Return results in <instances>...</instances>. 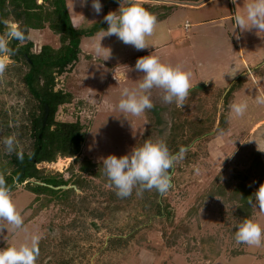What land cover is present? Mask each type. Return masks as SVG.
<instances>
[{
    "label": "rangeland",
    "instance_id": "rangeland-1",
    "mask_svg": "<svg viewBox=\"0 0 264 264\" xmlns=\"http://www.w3.org/2000/svg\"><path fill=\"white\" fill-rule=\"evenodd\" d=\"M66 1L74 26L91 35L83 38L75 67L58 78L57 88L71 92L73 101L60 106L57 119L80 121L87 135L73 171L67 169L72 158H60L54 163L39 164V167L46 172H63L65 178L76 179L82 164H94L92 171L81 177L86 180L85 193L93 213L77 208L83 204L79 189L78 196L70 195L80 202L74 210L55 200L47 205V199L58 196L44 194L39 197L20 185L12 192V197L24 218V229L13 230L9 225L8 230L0 233V248L19 245L32 234H39L41 240L58 244V252L63 249L60 245L63 237L68 238V249L71 248L70 254L74 257L72 264H264V244L259 247L246 244L244 252L234 256L227 251L233 245L227 244L219 251L222 254L215 257L217 248L211 241L205 242V239L215 240V235L211 234L220 230L223 218H227L229 212L222 198L210 196L209 190L225 184L233 172L243 173L241 178L250 186H260L256 184L254 174H248L250 176L246 175L244 179L255 157L249 147L254 146L256 152L264 150V123L255 131L259 121L264 120V105L255 102V97L264 93V33L257 34L255 29L241 32L239 28L235 29L233 19L244 10L247 0H237L236 4L232 0H184V3L164 6L141 1V6L146 5L147 8L143 7L158 20L154 34L148 37L151 47L138 51L116 36L104 37L102 46L111 49L110 58L104 61L102 55L95 53V47L107 29L103 17L110 11H117L120 4L128 6V0L118 4L100 0L102 10L99 15L91 8L92 0H87L85 6L81 5V0ZM222 15L228 18L220 19ZM205 16L218 18L200 24ZM187 21L190 23L188 31ZM30 38L37 48L42 44H59L48 28L30 33ZM151 53L163 63L180 65L190 71L193 85H205L191 90L184 107L178 108L173 102L159 110L155 124L166 129L161 135L154 129L155 118L150 111L134 117L118 108L122 90L135 88L142 78V73L135 70L137 59ZM6 59L8 67L0 77V160L8 154L3 140L9 135L15 134L20 150L29 146L24 126L38 111L37 102L29 94L18 65L9 56ZM233 70H238L234 78L228 74ZM228 91L232 95L226 107L221 95L225 96ZM152 94L151 98H155L161 90L153 89ZM245 100L247 112L243 117H236L231 113L230 104ZM224 112L228 128L215 134ZM190 122L208 123L207 129L213 128V132L200 137L202 141L193 149L197 158L180 163L174 189L166 197L171 217H163V221L140 229L128 246L118 252L102 251L108 238L115 234L113 226L126 219L124 210L109 211L106 208L110 201L103 194L113 188L108 187L102 160L110 154L117 157L128 154L146 140H159L158 134L163 141L184 128L190 134ZM195 143L196 140L190 147ZM261 152L264 161V151ZM237 157L240 163H237ZM254 220L264 228V212L256 208Z\"/></svg>",
    "mask_w": 264,
    "mask_h": 264
},
{
    "label": "trees",
    "instance_id": "trees-1",
    "mask_svg": "<svg viewBox=\"0 0 264 264\" xmlns=\"http://www.w3.org/2000/svg\"><path fill=\"white\" fill-rule=\"evenodd\" d=\"M110 1L118 4L123 0ZM3 20L17 22L21 28L28 30L26 34L29 39L22 46L16 40L11 41L9 46L14 50V53L9 57L15 65H18V70L22 75V80L29 94L37 102L38 111L31 117L30 122L24 126L30 144L26 149L22 150L24 152L23 160L17 159L15 153L7 154L5 158L0 160V174L5 177L12 192L18 186L23 185L25 189L34 192L39 197L44 194L58 196L56 199H47L45 202L47 205H50L55 200L75 210L80 202H76L75 198H71L70 195L73 194V197L78 196L77 190L79 189L82 191L80 198L83 204L77 208L82 212L85 210L92 212L89 209L88 198L85 193L86 180L82 179V175L83 173L91 172L94 164H82L80 166L81 173L76 179L72 177L65 178L63 172H46L44 168L39 167V164L54 163L60 158H72V162L67 169L73 171V167L79 159L87 133L83 124L78 120L72 122L57 119L60 106L73 101L71 92L59 89L57 86L58 78L75 67L81 53V42L84 37L91 34L74 26L66 0H0V35H3L6 31L2 23ZM46 28L52 31L54 38L59 40V44L58 46L55 44H42L37 48L38 46L30 38V33L32 30H44ZM217 91L220 92L219 89ZM223 92L225 93L226 89ZM222 95L221 98L224 101V105L226 104L225 106L228 107V100L232 94L228 91L225 96L222 97ZM151 99L155 107L148 111L155 118V131H158L161 135L166 132V129H160L156 126L158 122L157 113L160 109H165L168 103L162 100V92ZM46 107L49 108V115L44 126ZM189 126L190 134L184 128L179 133L173 132L170 139L164 140L174 154L179 152L182 147H189L186 149V154L182 159L187 162L197 158V155L193 154L195 153L193 149L202 141L200 137L213 132V128L207 129L209 128L208 123L199 125L190 122ZM227 128V115L224 112L220 115L219 124L214 132L217 134L226 131ZM159 134L157 137L162 140ZM212 134H209V136ZM195 140L194 146L190 147ZM244 148H246V145L243 150ZM254 149V146L249 147V151L253 152L255 157L249 164L248 173L245 174L244 179L250 176L248 174H254L256 175V184L260 185L264 181V161L261 157L262 152H256V149ZM182 160L172 170V187L163 196L155 190L144 191L142 196H137L136 191L133 190V193L127 198L118 197L114 189L103 194L104 197L108 196L110 201L106 208L109 211L111 209L124 210L126 219L113 226L115 234L108 238L106 245H103L102 251L112 250L118 252L128 246L134 234L140 229L163 221V217H171L172 212L166 205V197L174 189L175 174L181 168L180 163ZM236 160L237 163L241 161L238 157ZM242 174L233 172L225 184H218V186H214L209 190L210 196L221 197L229 208L228 216L223 218V225L220 230H217L215 234H211L212 236L215 235L213 236L215 240L205 239V242L211 241V245H215L213 247L217 248L215 257H219L222 254L220 252L227 244L233 245L232 248H226L231 256L244 252L246 244H237L234 239L236 225L246 218L254 220L256 208L251 207L247 199L253 195L259 186H250L247 180L241 178ZM96 175L100 176V173ZM62 185H76V187L55 188ZM75 225H77L76 221L73 222V227ZM94 225L97 230H100L97 224ZM67 239L63 237L61 241L60 245L63 246L61 252H58V244L41 240L39 242L40 252L37 264H72L74 257L72 253L70 254L71 248L69 247L70 249H68ZM76 245L74 248H76Z\"/></svg>",
    "mask_w": 264,
    "mask_h": 264
},
{
    "label": "clouds",
    "instance_id": "clouds-1",
    "mask_svg": "<svg viewBox=\"0 0 264 264\" xmlns=\"http://www.w3.org/2000/svg\"><path fill=\"white\" fill-rule=\"evenodd\" d=\"M232 3L236 4L237 0H232ZM86 4L87 0H81L82 6ZM91 8L99 15L102 10L100 0H92ZM233 19L235 29L239 28L241 32L255 29L257 34L264 33V0H247L244 10ZM103 20L107 29H104L95 47V53L102 55L103 61L111 56V49L101 44L104 37L116 36L125 45L138 51L144 50L151 47L148 37L154 34L158 24L157 17L141 6V0H128V6L124 7L120 4L117 11H110ZM2 23L6 31L0 35V77H3L8 67L6 58L14 53L9 46L11 41L16 40L22 46L29 39L26 34L28 30L21 28L19 23L9 20H3ZM135 70L142 73V78L135 88L125 87L122 90L118 103L119 110L126 115L140 117L147 110H152L155 107L151 99L153 89L161 90L165 103L175 102L178 108H182L195 86L191 83L190 71L180 65L163 63L152 53L139 57ZM237 71L228 74L234 78ZM255 102L264 105V93L257 95ZM229 107L236 117H243L248 110V103L246 100L233 102ZM3 144L8 154L15 153L17 159L23 160L24 152L18 149L15 134L5 137ZM185 154L186 149L183 147L179 152L172 153L163 140H146L130 153L119 157L110 154L102 160L108 187L113 188L120 198L129 197L133 190L137 196L152 190L163 196L172 187V170ZM247 202L251 207L264 212V183L248 197ZM9 225L13 230L24 229V218L13 200L11 187L0 174V233L8 230ZM234 239L237 244L259 247L264 244V228L255 220L246 218L236 225ZM40 240L39 234H32L19 245L0 248V264H37Z\"/></svg>",
    "mask_w": 264,
    "mask_h": 264
},
{
    "label": "crops",
    "instance_id": "crops-1",
    "mask_svg": "<svg viewBox=\"0 0 264 264\" xmlns=\"http://www.w3.org/2000/svg\"><path fill=\"white\" fill-rule=\"evenodd\" d=\"M142 2H144L145 4H149V3H151V4H153V6H155V5H158V6H164V5H172V4H175V3H184L183 1L184 0H141ZM143 6H146V5H143ZM146 8H147V6H146ZM148 9H151V7L150 8H148ZM211 19H208L206 16L204 17V18H202L200 21H199V23L200 24H205V23H208V22H210V21H212V20H215L216 18H218V17H210ZM226 18H228V16H224V15H222L221 17H220V19H226ZM189 24V26H185L186 27V30L188 31V29L187 28H189L190 27V23L187 21L186 22V24ZM36 30H32L31 31V34H33V32H35ZM261 123H264V120H261V121H259V123L255 126V131H257V129H258V127H262L261 126Z\"/></svg>",
    "mask_w": 264,
    "mask_h": 264
},
{
    "label": "water",
    "instance_id": "water-1",
    "mask_svg": "<svg viewBox=\"0 0 264 264\" xmlns=\"http://www.w3.org/2000/svg\"><path fill=\"white\" fill-rule=\"evenodd\" d=\"M203 87H205V85H197V86H194L193 89H199V88H203ZM48 115H49V108L46 107V114H45L44 123H43L44 126L46 125V121H47ZM207 135H205V136H207ZM188 148L189 147H184V149H188ZM55 188L56 189H58V188H69V186L62 185V186H58V187H55Z\"/></svg>",
    "mask_w": 264,
    "mask_h": 264
},
{
    "label": "built area",
    "instance_id": "built-area-1",
    "mask_svg": "<svg viewBox=\"0 0 264 264\" xmlns=\"http://www.w3.org/2000/svg\"><path fill=\"white\" fill-rule=\"evenodd\" d=\"M186 26H189V24L187 23Z\"/></svg>",
    "mask_w": 264,
    "mask_h": 264
}]
</instances>
